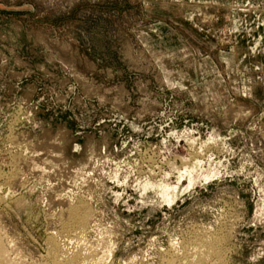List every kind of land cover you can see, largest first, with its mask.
<instances>
[{"label": "rangeland", "instance_id": "obj_1", "mask_svg": "<svg viewBox=\"0 0 264 264\" xmlns=\"http://www.w3.org/2000/svg\"><path fill=\"white\" fill-rule=\"evenodd\" d=\"M0 244L264 264V0H0Z\"/></svg>", "mask_w": 264, "mask_h": 264}, {"label": "bare ground", "instance_id": "obj_2", "mask_svg": "<svg viewBox=\"0 0 264 264\" xmlns=\"http://www.w3.org/2000/svg\"><path fill=\"white\" fill-rule=\"evenodd\" d=\"M51 235V234H50ZM197 235V234H196ZM209 239V238H208ZM50 241V240H49ZM194 243V242H193ZM214 243V242H213ZM216 243V242H215ZM57 244V243H56ZM54 245V244H53ZM204 247V246H203ZM190 248V247H189ZM195 248V247H194ZM183 250V249H182ZM212 250V249H211ZM59 251V250H58ZM61 252V251H60ZM64 252V251H63ZM180 252V251H179ZM185 252V251H184ZM194 252V251H193ZM204 252V251H203ZM209 252V251H208ZM196 253V252H195ZM201 253V252H200ZM213 253V252H212ZM5 253H4V251H3V249H2V247H1V244H0V264H8V262H11V261H8V262H6V259L7 258H5V255H4ZM175 254H177V253H175ZM210 254H211V252H210ZM215 255V254H214ZM177 257V256H176ZM67 258V257H66ZM199 258V257H198ZM57 260V259H56ZM194 260V259H193ZM206 260V259H205ZM52 261V260H51ZM71 261V260H70ZM175 261V260H174ZM190 261H192V259L190 260ZM202 261V260H201ZM57 263L56 264H71L69 261H61V263H59L58 261H56ZM204 262V261H203ZM53 263V262H52ZM172 263V262H171ZM202 263V262H201ZM205 263H207V262H205ZM217 263V262H216ZM9 264H11V263H9ZM12 264H14L13 262H12ZM16 264H17V262H16ZM53 264H55V262L53 263Z\"/></svg>", "mask_w": 264, "mask_h": 264}]
</instances>
